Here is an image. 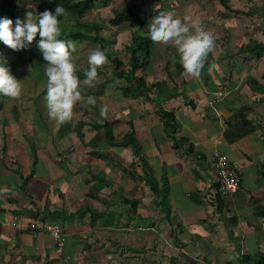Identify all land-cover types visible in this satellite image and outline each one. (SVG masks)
Returning <instances> with one entry per match:
<instances>
[{"label":"crops","instance_id":"0c3cea01","mask_svg":"<svg viewBox=\"0 0 264 264\" xmlns=\"http://www.w3.org/2000/svg\"><path fill=\"white\" fill-rule=\"evenodd\" d=\"M225 1L231 10L246 14H235L219 0H162L161 7H153L158 5L152 4L156 0L130 2L141 15L150 6L153 14H159L157 7L160 11L164 7L181 18L199 16L215 36L214 50L199 77L186 75L184 70L179 74L176 49L161 45L155 52L158 59L149 60L140 71L147 84H156L149 92L150 100L126 97L108 87L100 95L99 110L108 106L106 119L114 136L120 141L125 133L133 132L147 169L131 146L111 144L103 129L88 125L101 121L100 111L99 119L86 118V109L76 118L85 121L82 129L89 131L86 136L82 130V138L75 130L77 122L74 130L68 125L58 128L54 143L45 147L38 140L30 144L23 138L12 144L8 135L0 138L3 262L12 258L13 264H121L124 259L125 264L126 260L163 264L166 259L174 264L186 255L189 262L198 264H253L256 254L264 253V213L254 215L255 210L264 211V0ZM247 43L253 46L244 50ZM159 108L174 112L175 139L166 134ZM216 150L239 165L241 181L238 192L217 204L208 200L216 181L210 166ZM145 169L157 182L158 193L145 178L133 175ZM15 171L23 177L32 173L24 188ZM99 184L95 197L91 196ZM84 209L80 215L78 210ZM54 212L60 217L52 218ZM14 216L60 222L63 245L57 248L47 233L17 230L10 224ZM97 228L107 233L101 246L94 243L97 239L84 242V233L93 234ZM143 231L151 238L145 248L135 234ZM129 233V246L145 249L144 256L141 250L131 256L123 251ZM83 245L88 260L80 252ZM245 255L249 261H244Z\"/></svg>","mask_w":264,"mask_h":264},{"label":"clouds","instance_id":"9594fccd","mask_svg":"<svg viewBox=\"0 0 264 264\" xmlns=\"http://www.w3.org/2000/svg\"><path fill=\"white\" fill-rule=\"evenodd\" d=\"M64 7L57 5L55 14L45 10L39 15L27 11L24 19L17 18L13 30V20L0 18V41L14 51L24 49L39 34L38 48L46 61L47 110L51 120L59 124L70 122L74 109L84 100L81 86L94 87L99 82L98 69L108 63V57L101 48L89 51L88 67L83 70L81 81L80 67L73 53L75 43L61 38L62 27L58 17L66 16ZM143 35V33H141ZM148 38L151 42L171 45L179 55V62L186 75L199 77L208 55L214 50L215 36L206 30L199 16L184 15L182 18L172 11L162 10L148 25ZM0 59V95L13 100L21 98L23 85ZM87 104L95 106L96 99L87 97ZM100 115L107 117L108 106L100 108Z\"/></svg>","mask_w":264,"mask_h":264},{"label":"trees","instance_id":"16d2710c","mask_svg":"<svg viewBox=\"0 0 264 264\" xmlns=\"http://www.w3.org/2000/svg\"><path fill=\"white\" fill-rule=\"evenodd\" d=\"M226 9H229V6L226 5L225 0H219ZM32 2L35 4L36 8H38V11L34 12L32 9H28L27 5L31 3L30 0H0V18L7 17L9 19L13 20V30L15 28V21L17 18L24 19L25 14L27 11H32L35 15H39L40 13L44 12L45 10L51 11L53 14H55V9L57 5H60L64 7L67 11L66 16L58 17L61 21V27H62V36L61 38H67L72 40L74 43L76 42H91V43H99L100 48L106 53L108 57V62L111 66V76L108 78L109 80H115L120 79L124 84H120L117 90H120L123 96L126 97H143L144 99L150 100L149 92L151 91V87L153 84H147V81L145 80L144 76L141 74V69L146 67L149 63V57L151 54V47L154 45L153 42L148 38V31L144 27V21L142 18V15L139 13L137 9L132 4H124L122 6V9H112V15L108 18V25H110L113 28H118L120 26L124 25H131L130 30V36H129V42L124 46V48L128 52V64L126 65L123 59L117 55V51L115 48L108 47L107 44L109 42V38H106L102 35V30L105 28L104 23L100 24L99 22H95L92 20H85L81 21V17H83L89 10L96 7V3H98L100 6H105L110 3V0H32ZM235 14H246L243 10H231ZM66 17H69V19L73 18L74 21H66ZM143 33V35H141ZM39 34H37L36 38L34 39L31 44H26L24 49L14 51L7 47L3 41H0V59H4L9 53H12L16 55V57L27 63H41L46 64V61L43 59L42 52L38 48V42H39ZM252 43H247L242 48L244 50H249L252 48ZM259 51L263 50V47H258ZM74 54V53H73ZM176 61L179 60V58L175 59ZM178 63V72L181 74L183 72V67L181 66L180 62ZM84 66V69L88 67L87 61L82 63ZM47 65V64H46ZM80 70L78 75L80 76V79H84L83 76V70ZM103 69L99 68L98 73L99 76L102 75ZM159 84V83H158ZM157 84V85H158ZM107 85L113 86L110 84V81H108ZM156 85V84H155ZM154 85V86H155ZM163 84H159V87ZM96 88L103 89V85H101L100 82H98L96 85ZM153 86V87H154ZM107 88L106 86H104ZM157 86V88H159ZM104 88V89H105ZM110 88V87H108ZM112 89V88H111ZM158 114L162 118L165 132L166 134L175 139L174 135L177 130V124L175 121V115L173 111H167L163 110L162 108L158 109ZM101 121H93L90 122L88 125L95 130L103 129L104 132V138L111 144L114 145H121V146H131L133 149V153L135 157L138 158L140 161V165L145 166L147 169V162L141 158V154L139 151V147L136 141V138L134 137L133 132L131 133H125L122 136V139L119 141L114 136L112 131V126L109 120H107L104 117L100 118ZM86 122L83 120H80L75 125V130L80 138L83 137L82 127L85 125ZM5 133L2 134V137L4 138ZM175 145V144H174ZM176 147V145H175ZM2 152L4 153L6 150V141H3L2 144ZM135 163H131V167L134 166ZM143 171L142 174H138L137 172H133V175L137 176L138 178H141L147 181L150 188L153 192L158 193L159 188L157 186V182L152 179L151 176L147 174V170ZM126 170V169H124ZM19 176L21 177V185L24 188V185L28 182V179L31 177L32 173L29 176L23 177L21 173L18 171H15ZM98 177V176H97ZM99 178V177H98ZM97 178V179H98ZM102 184L97 185L95 187L96 191H93L90 193L91 196L95 197L96 192ZM191 197H194L192 194ZM223 197H218L219 203L220 200H222ZM135 204V202H133ZM220 208V204H218L217 209ZM86 212V209L84 210H78V213L84 214ZM91 214L95 215V217H102V213H99L97 211L90 210L88 211ZM166 212V210H165ZM264 211L255 210L254 215H260L263 214ZM61 214H58V212L52 213V218H59ZM166 216H169V212H166ZM64 217V216H62ZM94 217V216H93ZM244 261H249L250 256L245 255ZM10 262H13L12 258H10ZM171 260H174V257L171 258ZM186 260V258H184ZM188 261V259H187ZM189 262V261H188ZM189 264H198L195 261H190ZM227 264H231V262H228ZM253 264H264V253H257L256 258L254 259Z\"/></svg>","mask_w":264,"mask_h":264},{"label":"rangeland","instance_id":"374dc122","mask_svg":"<svg viewBox=\"0 0 264 264\" xmlns=\"http://www.w3.org/2000/svg\"><path fill=\"white\" fill-rule=\"evenodd\" d=\"M31 3L27 5L28 9H32L34 12L38 11V8H36L35 4L30 0ZM138 1V0H110V3L108 5L100 6L98 3H96V7L89 10L83 17H81V21L85 20H92L95 22H99L100 24L104 23L105 28L102 30V35L106 38H109V42L107 44L108 47H112L116 49V53L118 56H120L125 64H128V52L124 48V46L129 42V36H130V30L131 25L127 24L124 26H120L118 28H113L108 25V18L112 15V9H122V6L126 3L132 4L130 2ZM157 2V3H156ZM155 3L152 4H158L154 5L161 7L160 4L162 3V0H156ZM135 6L134 4H132ZM156 9L157 12H159L160 8ZM138 7L135 6V9ZM148 6L142 10V18L144 21V27L148 31V25L150 24L153 17L158 15L157 13H150L152 9ZM164 10V7L162 8ZM66 21H74L73 18L69 19V17L65 18ZM76 45V51L74 52V57L76 58L77 64L79 65L80 69H84V66L82 63L87 61L88 53L90 50L94 48H100L99 43L97 42H75ZM162 44H155L151 47L152 51L149 57V60L154 62L158 59V57L155 56V52L158 53L159 49L157 47L161 46ZM3 60H6L7 67L10 68L11 73L18 79L21 80V83L23 85V94L21 98L13 100L9 97L0 95V138H2V134L5 133L9 136L10 141L12 144H19V141L21 140H28L32 141L30 144H36V140H38V144H40L42 147H45L46 145H50L54 143V132L58 130V128L68 125L70 127V130H74L73 126L78 121V116L83 110L87 112L85 114V117L90 116L92 119H99L97 118L96 114L99 112V103L101 102L100 96L104 90V86L110 87L113 89V91L117 90L119 85L124 84L120 79L115 80H109L108 78L111 76V66L109 62L105 64L102 69V75L99 76V82L101 85H103V89L100 90V88L94 87H87V86H81V92L82 96L84 97V100L75 108L76 109V116L73 117V119L70 122L59 124L56 121H53L48 116V110H47V101H46V94H47V77L45 76L44 72L47 67L46 64H39V63H27L19 60L16 55L9 53ZM88 63V62H87ZM140 72V71H139ZM83 81V79L81 80ZM108 81H110V84L113 86L107 85ZM93 96L96 99L95 106L87 104V97ZM86 107L88 106V109ZM63 130V133L66 132V129ZM82 130H84L85 135L88 136L89 131L84 127ZM102 132V131H101ZM28 134H32L31 137L28 136ZM43 134H50L43 135ZM60 132H58L55 135V139L58 140ZM101 134V133H100ZM44 136V137H43ZM100 136V135H99ZM24 138V139H23ZM76 141V140H75ZM71 147V146H70ZM10 163L16 165V161L12 158L10 160ZM93 230V229H92ZM102 229L97 228L96 230H93V234H91L90 230H87V232L84 233L86 236V239L84 242H93L94 239H97L94 243H99L98 246H101V240L107 235V233H104L101 231ZM148 231H143L141 235H138L139 242H141L142 248H145L149 244V240L151 238L149 237ZM134 234V233H133ZM131 233L127 234L125 236V243L123 248V251L130 254H138L139 251L142 249H134L129 246V241L131 239L129 238ZM153 238V237H152ZM117 240V239H115ZM155 239H152L154 241ZM159 240V239H158ZM84 249V245L81 248L80 252ZM88 249V248H87ZM134 250V251H133ZM95 252H100V250H94ZM144 256L146 253H144L146 250H141ZM94 252V253H95ZM134 252V253H133ZM82 255L84 256L83 259L88 260V258H85V250H83ZM178 254V253H177ZM96 256V253L94 254ZM178 256L180 257L181 254L179 253ZM3 256H0V264H13V262H10V258L7 259V262H3ZM149 258V257H148ZM183 258H186V260H183ZM181 262H184L183 264H189L187 261V256L184 255V257L179 258ZM180 262V263H181ZM127 264H134L132 261H127ZM180 263H174V264H180ZM124 263V259H122V263ZM143 264L144 263L143 261ZM148 264V263H147ZM163 264H171V262H168V260L164 259Z\"/></svg>","mask_w":264,"mask_h":264},{"label":"built area","instance_id":"2783aa9c","mask_svg":"<svg viewBox=\"0 0 264 264\" xmlns=\"http://www.w3.org/2000/svg\"><path fill=\"white\" fill-rule=\"evenodd\" d=\"M222 96V92H218ZM210 166L215 174V186L209 193L208 200L217 204L218 197H225L235 194L241 188L240 167L231 162L220 151L216 150L212 154ZM10 224L17 230H29L34 234H50L57 248H61L64 241V228L62 224L54 219L47 218H24L14 216Z\"/></svg>","mask_w":264,"mask_h":264}]
</instances>
